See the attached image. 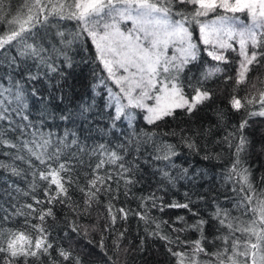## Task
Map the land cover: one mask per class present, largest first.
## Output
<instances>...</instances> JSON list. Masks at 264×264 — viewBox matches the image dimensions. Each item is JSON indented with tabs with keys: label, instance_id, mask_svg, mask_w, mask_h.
I'll return each instance as SVG.
<instances>
[{
	"label": "trees",
	"instance_id": "trees-1",
	"mask_svg": "<svg viewBox=\"0 0 264 264\" xmlns=\"http://www.w3.org/2000/svg\"><path fill=\"white\" fill-rule=\"evenodd\" d=\"M21 3L22 0H6L11 9H16ZM190 8L187 6V10ZM239 15L247 19L246 13ZM61 30L67 36L78 29L74 22L64 21ZM5 31L6 25L0 23V34ZM191 31L193 41L200 47V55L193 71L185 75L196 85L201 72L208 66L219 64L223 71L204 82V87L213 93V97L198 105L191 113L176 108L171 116L163 117L153 124L143 119L146 115L144 110L131 109L136 113L132 127H128V122L122 117L116 122L117 128H111L114 106L107 107L110 101L105 88L110 80L106 77L90 38L82 36L68 50L73 66L62 69L65 72L63 77L43 67H33V73H40V78L35 81L16 77L25 89L27 107L21 108L19 114L13 113L11 124L0 120V137L16 145L28 143L29 146L32 140L41 135L49 137L53 147L63 141L59 160L49 163L53 168L65 163L70 171L61 172L60 175L65 180L71 178L73 183L70 187L65 184L71 197L68 204L36 205L35 199L45 201L43 193L48 182L40 180L33 173L44 169L45 165L29 157L26 149L10 148L6 144L0 146V164L15 167L20 172V175H13L10 168H0V229L19 230L34 240L36 233L24 223V217L14 214L31 203L37 210L53 209L55 219L46 217L43 226L51 233L47 239L53 243L50 253L57 264H75L73 257L78 258L80 264H177V257L171 255L169 249L191 255L192 242L200 239L201 233L189 225L204 219L209 224L203 229L201 244L209 252L216 250L219 242L212 243L217 235L212 226V214L217 206L229 208L237 199L236 192L232 191L237 186L235 180L227 178L234 157L224 138L236 131L237 126L248 116V111L261 109L258 101L261 92H264V64L257 66L254 63L244 82L237 84L239 55L227 50L228 63L213 61L200 43L198 27L193 25ZM68 38L71 39V36ZM249 50L252 49L249 47ZM56 63L60 64V60ZM45 72L48 74L44 75ZM225 77L232 79L226 80ZM188 80L185 81L186 85ZM0 85L10 86L5 78L4 67H0ZM33 88L44 98L42 103L30 95ZM184 94L191 100L192 87L186 86ZM232 95L255 99L252 104L236 111L229 104ZM61 96L64 97L62 102L58 99ZM81 105H91L83 116L80 114ZM221 111L225 117L223 121L217 119V113ZM24 116L27 119H23ZM64 116L68 119L61 118ZM145 134L151 136L147 143L143 142L147 139ZM243 134L248 145L247 152L241 157L242 164L251 173L253 187L257 191L264 190V181L261 180L264 177V117L249 118ZM72 140H76L77 144L65 147ZM189 142L194 145L193 148L188 147ZM121 144L124 145L123 149L119 147ZM162 144L173 145L178 155L168 161L155 159L160 154L158 149ZM100 145L109 150L123 151L125 166L133 169L129 173L133 178L132 184L126 185L120 179L116 166L105 165L94 173L95 164L103 158L97 154ZM78 146L83 151H77ZM48 151L52 152L53 148L50 147ZM17 155L25 159L18 160ZM206 155L208 159L204 158ZM28 159L32 160L35 167L26 162ZM185 168L188 169L187 177L178 178ZM165 171L175 179L174 183L163 176ZM105 173L113 177L108 183L117 198L111 199V195L104 194L102 189L97 198L98 203L87 205L86 196L80 189L86 187L94 174L105 177ZM55 188V185H50L53 192ZM109 201L112 215L117 217L112 227H108L111 217L106 211ZM172 203H189L191 211L167 207ZM86 208L87 211L84 210ZM120 208L128 213L126 220L121 218ZM230 210L234 215H239L234 208ZM134 213H144L145 219L141 220ZM6 216L8 219H4ZM30 222L40 223L34 218ZM73 228L77 231L73 232ZM181 228L182 231L179 230ZM58 248L70 253L68 260L57 255ZM182 258L188 264V256ZM198 259L206 261L209 257L200 253ZM29 264H32L31 258ZM41 264H49V258H42Z\"/></svg>",
	"mask_w": 264,
	"mask_h": 264
},
{
	"label": "snow or ice",
	"instance_id": "snow-or-ice-1",
	"mask_svg": "<svg viewBox=\"0 0 264 264\" xmlns=\"http://www.w3.org/2000/svg\"><path fill=\"white\" fill-rule=\"evenodd\" d=\"M179 5L186 7L181 8ZM187 6H191L190 10H187ZM237 13H246L250 22L240 21L235 15ZM64 21L74 22L78 30L66 36L65 31L61 30ZM128 21H131L133 27L122 31L120 25ZM0 23L6 25V31L0 34V67H4L5 78L10 85H0V120L9 124L14 112L19 114L21 108L27 107L25 89L16 77L20 76L28 81L39 79L40 73H33V67H43L48 72L58 73L63 77L65 72L62 69H70L73 66L68 50L82 36L91 39L98 60L118 89L117 92L108 89L110 103L107 107L114 106V114L111 117L113 129L117 128L116 122L122 117L128 122V127L133 126L136 113L131 109L144 110L146 115L143 119L153 124L163 117L171 116L176 108L186 109L191 113L198 105L212 99L213 93L204 87V82L223 71L219 64L201 72L196 85L185 75L193 71L200 55V47L192 39L193 25L198 27L200 43L205 46L206 54L213 61L226 64V51H238L242 59L238 67L237 84L244 82L254 63L257 66L264 64V0H22L16 9H11L6 0H0ZM68 36H71V39ZM233 41L238 42V50ZM170 46L176 54L169 56L167 50ZM57 60H60V64L56 63ZM118 72L121 74L118 75ZM225 79L230 80L232 77ZM186 86L193 89L191 100L184 94ZM30 95L38 102L44 101L35 88L31 90ZM58 99L62 102L64 97ZM125 99L127 103H122ZM254 99L255 97L248 99L232 95L229 104L232 109L240 111L246 105L252 104ZM147 100H154L155 104L149 105ZM258 103L262 106L261 109L248 111V116L237 126L236 131L224 138L234 157L227 178L235 180L237 186L233 187L232 191L236 192L237 199L229 208L217 206L212 214V226L217 232L212 243L219 242L216 250L209 252L202 246L203 229L209 221L198 219L195 224L189 225L201 233V238L192 242L191 255L169 249L171 255L177 257V264H185L182 258L184 256H188V264H264V190L257 191L253 187L251 173L243 166L241 160L242 155L247 152L248 140L243 131L248 119L255 116L264 117V92H261ZM90 107L91 105H81L80 114L83 116ZM61 118L68 119L67 116ZM224 118L222 111L217 113L219 121ZM23 119H27V116ZM145 135L147 139L143 142L147 143L151 136ZM61 143L63 141L53 147L50 138L41 135L30 142L31 146L28 143L16 145L0 137V146L6 144L10 148L26 149L29 157H34L45 165L44 169L33 173L40 180L48 182L43 193L45 201L34 198L36 205H64L71 199L65 184L70 187L73 180H65L60 175L70 169L65 163H59L55 168L49 163L59 160ZM76 144L77 141L72 140L65 147ZM50 147L53 148L52 152L48 151ZM119 147L123 149L124 145ZM188 147L193 148L194 145L189 142ZM77 151L83 149L78 146ZM158 151L160 154L155 156L158 160L168 161L178 155L171 144H162ZM97 154L103 158L95 164L94 173L105 165L116 166L120 179H123L126 185L133 183L129 174L133 169L131 166H125L123 151L109 150L100 145ZM204 158L209 157L206 155ZM16 159L23 160L25 157L17 155ZM26 162L35 167L31 159ZM0 168H10L13 175H20L17 168L7 164H0ZM187 174L188 169L185 168L178 178H186ZM163 176L170 183L175 182L168 172H163ZM105 177L94 174L86 187L80 189L86 196L87 205L98 203L97 198L102 189L104 194L111 195V199L117 198L108 183L113 179L112 175L105 173ZM261 180L264 181V177ZM50 185L56 186L54 192ZM167 207L191 211L189 203H172ZM231 208L239 212V215H234ZM106 211L111 217L108 227H112L117 217L112 215L111 201ZM118 211L121 218L126 220L128 213L125 209L120 208ZM14 214L24 217V223L36 233V237L33 240L25 232L0 229V264H29V258L32 259V264H41L44 257L49 258V264H57L50 253L53 243L47 239L51 233L43 226L46 217L55 219L53 209L49 207L37 210L30 203ZM134 214L141 220L145 219L144 213ZM33 218L40 223H31ZM72 230L77 231L76 228ZM56 251L64 260L69 259L70 253L65 249L58 248ZM200 253H204L209 259L200 261ZM73 260L75 264H80L78 258L73 257Z\"/></svg>",
	"mask_w": 264,
	"mask_h": 264
},
{
	"label": "rangeland",
	"instance_id": "rangeland-1",
	"mask_svg": "<svg viewBox=\"0 0 264 264\" xmlns=\"http://www.w3.org/2000/svg\"><path fill=\"white\" fill-rule=\"evenodd\" d=\"M239 14H240V13H237V14H235V15L239 18L240 21H243L244 23H249V22H250V18H249L248 15H247V19L244 20V19H242V17H241ZM209 18H211V17H209ZM209 18H207V19H209ZM120 27H121V30H122V31H126V30L132 28L133 25H132L131 21H128V22L122 23V24L120 25ZM232 43H233L234 47L238 50V48H239V44H238V42L233 41ZM229 50H231V49H229ZM168 51H170V54L168 53ZM232 51H233V50H232ZM249 51H250V50H249ZM205 52H206V51H205ZM234 52L238 54V51H234ZM167 54L170 56V55H174V54H176V53H175L174 49L170 46V47L168 48V50H167ZM241 59H242V58L239 56V62H240ZM215 65H216V63H215ZM208 67H211V66H208ZM208 67H207V68H208ZM238 67H239V64H238ZM105 71H106V70H105ZM119 74H121V73L118 72V75H119ZM237 74H238V68H237ZM106 77H108L107 72H106ZM108 78H109V77H108ZM109 80H110V84L105 86L106 91H108V89L111 88L113 92H117L118 89H117L116 85L113 83V81H112L110 78H109ZM101 81H102V80L99 81V84H100ZM136 91L139 92V89H137ZM108 94H109V92H108ZM189 100H190V99H189ZM122 103H127L126 99H125V100H122ZM146 103L149 104V105H154V104H155V101H154V100H147Z\"/></svg>",
	"mask_w": 264,
	"mask_h": 264
}]
</instances>
